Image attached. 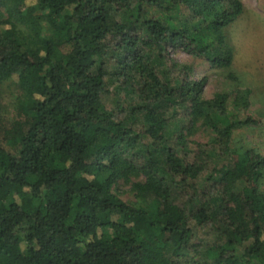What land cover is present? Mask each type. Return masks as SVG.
I'll return each instance as SVG.
<instances>
[{
  "label": "trees",
  "instance_id": "16d2710c",
  "mask_svg": "<svg viewBox=\"0 0 264 264\" xmlns=\"http://www.w3.org/2000/svg\"><path fill=\"white\" fill-rule=\"evenodd\" d=\"M244 13L242 0H0V264H264V154L234 144L264 118L230 110L245 92L204 98L207 77L170 52L229 69L226 29ZM204 127L211 140H189Z\"/></svg>",
  "mask_w": 264,
  "mask_h": 264
},
{
  "label": "rangeland",
  "instance_id": "374dc122",
  "mask_svg": "<svg viewBox=\"0 0 264 264\" xmlns=\"http://www.w3.org/2000/svg\"><path fill=\"white\" fill-rule=\"evenodd\" d=\"M245 5V13L232 26L226 29V35L234 50V62L229 69L214 67L205 58L190 55L180 48L171 49V56L181 64H189L193 67V79L207 77V85L204 98L211 99L217 93L245 92L249 98L248 108H237L232 101L230 110L239 112L242 116L264 118V0H242ZM237 76L229 78V74ZM237 83V84H236ZM239 85V86H238ZM233 90V91H232ZM3 107L7 114L13 111V99L11 93L2 97ZM116 96L109 94L105 103L116 109ZM214 136L211 129L201 128L189 140L196 142H208ZM234 144L237 147L254 148L264 154V126L260 128H240L235 132ZM132 181H144V178H133ZM114 191L128 204H137L140 201L132 189V182L119 181L113 186ZM264 191V183L262 184Z\"/></svg>",
  "mask_w": 264,
  "mask_h": 264
}]
</instances>
